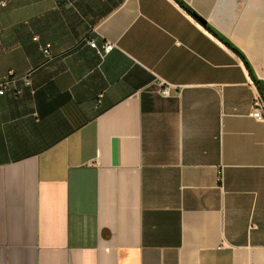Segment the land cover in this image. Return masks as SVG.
<instances>
[{"label":"crops","instance_id":"obj_1","mask_svg":"<svg viewBox=\"0 0 264 264\" xmlns=\"http://www.w3.org/2000/svg\"><path fill=\"white\" fill-rule=\"evenodd\" d=\"M248 65L264 0L0 6V264H264Z\"/></svg>","mask_w":264,"mask_h":264},{"label":"built area","instance_id":"obj_2","mask_svg":"<svg viewBox=\"0 0 264 264\" xmlns=\"http://www.w3.org/2000/svg\"><path fill=\"white\" fill-rule=\"evenodd\" d=\"M7 1L8 0H0V6H6ZM34 39L37 38L34 37ZM88 44L97 51L101 58L105 57V55L116 47L115 43L109 41L104 42L102 45H98L94 38L89 39ZM39 48L46 58H51V45L49 43L41 44ZM31 73L30 71L21 78L27 85H31ZM17 80L12 70L9 71L6 76L0 77V94H4L10 86L17 82ZM160 84L161 93L163 95H168L173 86L165 83L163 80H160ZM15 92L20 93L21 91L16 89ZM250 115L257 120H264V99L260 92H258L253 99ZM219 175L221 178V171H219Z\"/></svg>","mask_w":264,"mask_h":264},{"label":"trees","instance_id":"obj_3","mask_svg":"<svg viewBox=\"0 0 264 264\" xmlns=\"http://www.w3.org/2000/svg\"><path fill=\"white\" fill-rule=\"evenodd\" d=\"M228 45H230L233 49H235L236 51H238L236 48H234L229 42H226ZM239 52V51H238ZM249 66V65H248ZM249 70H250V73H251V75H252V77H253V80H254V82H255V84H256V86H257V88H258V90H259V92H260V94L262 95V97H263V99H264V82H262L261 80H259L256 76H255V74L253 73V71H252V69L250 68V66H249Z\"/></svg>","mask_w":264,"mask_h":264}]
</instances>
